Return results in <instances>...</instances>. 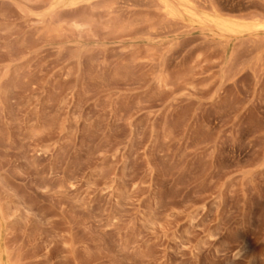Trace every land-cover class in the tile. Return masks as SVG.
<instances>
[{"label":"rangeland","instance_id":"1","mask_svg":"<svg viewBox=\"0 0 264 264\" xmlns=\"http://www.w3.org/2000/svg\"><path fill=\"white\" fill-rule=\"evenodd\" d=\"M0 256L264 264V0H0Z\"/></svg>","mask_w":264,"mask_h":264},{"label":"bare ground","instance_id":"2","mask_svg":"<svg viewBox=\"0 0 264 264\" xmlns=\"http://www.w3.org/2000/svg\"><path fill=\"white\" fill-rule=\"evenodd\" d=\"M263 26V25H262ZM261 27V26H260ZM263 28V27H262ZM0 264H3L2 257L0 256Z\"/></svg>","mask_w":264,"mask_h":264}]
</instances>
